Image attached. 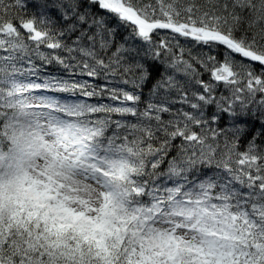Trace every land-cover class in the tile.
I'll use <instances>...</instances> for the list:
<instances>
[{
    "label": "snow or ice",
    "instance_id": "1",
    "mask_svg": "<svg viewBox=\"0 0 264 264\" xmlns=\"http://www.w3.org/2000/svg\"><path fill=\"white\" fill-rule=\"evenodd\" d=\"M0 264H264V0H0Z\"/></svg>",
    "mask_w": 264,
    "mask_h": 264
},
{
    "label": "trees",
    "instance_id": "2",
    "mask_svg": "<svg viewBox=\"0 0 264 264\" xmlns=\"http://www.w3.org/2000/svg\"><path fill=\"white\" fill-rule=\"evenodd\" d=\"M112 23H115V21H112ZM182 43H183V41H182ZM49 71H53V69L49 68ZM205 78H207V77H205Z\"/></svg>",
    "mask_w": 264,
    "mask_h": 264
}]
</instances>
